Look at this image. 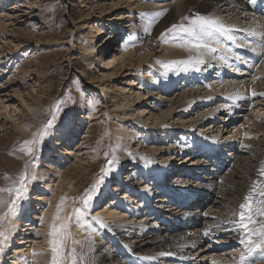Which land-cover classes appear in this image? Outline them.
<instances>
[{
	"label": "bare ground",
	"instance_id": "6f19581e",
	"mask_svg": "<svg viewBox=\"0 0 264 264\" xmlns=\"http://www.w3.org/2000/svg\"><path fill=\"white\" fill-rule=\"evenodd\" d=\"M94 2L89 5L85 19L98 8L104 14L107 10L124 11L109 15L108 21L113 23L103 28L108 31H102L106 34L97 44L87 43L84 36L80 49L88 54L89 71L94 68L93 55H106L101 60L102 68L98 67L92 78L100 83L102 91L109 93L108 101L112 105H107L105 95L96 112L103 115L107 112L114 119L120 117L126 131L119 130V144L112 145L104 155L105 175L99 182L98 198L93 196L88 204L86 220L68 226V251L76 250L75 262L71 259L70 264H209L207 256L212 257L210 264L239 263L241 253L246 250L239 243L240 234L227 221L234 219L231 214L238 210L264 162V96L251 95L253 89L264 92V0H255V3L250 0ZM134 11L140 12L144 24L155 27L156 33L141 35L129 21L120 22L128 42L121 49H111L110 42L117 37L114 23ZM194 13L217 17L232 26L229 35L217 32L209 41L216 51L197 52L179 47V41L172 36L187 38L185 33H172L162 40L156 36L172 24L190 23ZM182 17L189 20L184 21ZM2 22L0 19V25ZM82 23L95 26L87 21ZM197 55L204 60L197 68L164 67L169 61ZM249 56L256 61L250 63ZM125 73L132 77L127 86L121 87L122 97L118 100L111 84ZM237 91L241 95L231 99L229 94ZM14 93L30 110L34 109L22 95ZM3 101L0 99L1 112L5 109L7 118L14 120L9 105ZM17 127L24 129L20 124ZM204 133L206 141L215 143L209 152L204 143L197 144ZM144 156L151 162L146 163ZM114 158H118V163H112ZM78 167L86 168L82 164ZM172 167V178L164 185L160 183V188L162 185L164 188L158 189L156 195L152 193L153 203L145 206L141 200H133L140 185H147L155 180L156 173L162 175ZM67 175L72 176L65 171L60 174L61 183L67 180L62 190L56 186L58 192L52 197H39L40 204H44L42 209L39 207L43 244L35 241L33 244V238L29 237L34 233L31 232L33 223L21 226L26 222L22 212L10 213L5 222L9 234L2 245L0 264H50L51 253L46 249L49 248L48 234L61 197H69L61 216L73 214L74 190L78 185ZM66 189L68 192L63 193ZM128 194L134 203L128 201L130 198L121 200V196ZM30 202L29 194L21 210L27 211ZM4 208H0V213ZM28 218L32 220L30 215ZM206 230H210L208 235H204ZM22 231L23 239L28 240L24 244L16 241ZM33 250L38 254L33 255ZM162 252L171 254L160 255ZM228 255L229 258L224 257ZM252 259L255 264H264V254L260 252L253 253Z\"/></svg>",
	"mask_w": 264,
	"mask_h": 264
},
{
	"label": "rangeland",
	"instance_id": "374dc122",
	"mask_svg": "<svg viewBox=\"0 0 264 264\" xmlns=\"http://www.w3.org/2000/svg\"><path fill=\"white\" fill-rule=\"evenodd\" d=\"M94 1L96 0H0V19L3 21L0 25V99L9 105L8 109L13 112L15 118L14 120L7 118L5 109H2V112L0 110V187L11 183L5 180L6 174L12 177V180H16L27 166L28 175L32 179L27 180V192L19 201L14 213L22 212L26 222L21 226L27 222L33 223L34 231L31 232L34 233L29 234V237L33 238V244L34 241L43 244V232H40L43 231V227L39 219L44 204H40L39 197L42 195L52 197L58 192L56 186L62 190V186L67 184L66 179L63 183L60 181L62 171L71 174V177L68 175L67 177L78 185L74 190L75 201L71 212L74 208L84 211L83 215L79 213L70 215L68 226L75 224L76 221L86 220L88 216L86 209L90 210L89 203L83 204L82 199L86 191H90L97 184L93 196L98 198L99 182L105 175L102 171L106 160L104 155L109 153L112 145L119 144L117 134L125 127V122L120 117L114 119L109 117L107 112L105 115L96 112L105 95L107 105H112L108 101L109 93L102 91L100 83L94 82L96 80L92 78L97 74L98 67L102 68L101 60L104 59L97 55V69L89 71L86 62L88 54H84L80 49L84 36L87 43H96L94 39L104 37L106 33L102 31H108L103 28L113 23L108 21L109 15H120L124 11L107 10L108 13L104 14L99 13L98 8L85 19L89 5L95 4ZM140 14L138 11L128 13L126 19L114 23L113 31L116 29L117 37L111 40V49H121L127 41L123 36L125 30L122 29L120 22L129 21L140 34L153 31V34L156 33L155 27L144 24ZM78 20L80 22H77ZM83 21L94 23V28L90 24L83 25ZM166 29L160 30L156 36L161 40L169 37L172 33L165 37L161 36ZM91 58L94 62V55ZM131 77L125 73L112 82L111 88L115 99L119 100V96L122 97L121 87L127 86ZM14 92L22 95L27 104L34 106V109L30 110ZM61 101L63 103H60ZM57 108L60 110L57 111ZM53 115L56 119L49 129V135L42 143L33 146V154L22 152L23 141L31 139ZM18 124L23 125L24 129L18 128ZM60 135L65 139L60 140ZM58 141L61 144H57ZM79 164L86 168L78 167ZM41 177L43 179H40ZM67 192L68 189L63 191ZM29 194L31 202L27 205L25 213L21 206ZM28 208L32 209V213H28ZM92 210L95 211L96 208ZM94 211L90 214L95 215ZM1 213L6 214L4 219L0 220V231L5 233V238L0 243V253L3 251V243L8 238L5 222L11 212L4 208ZM26 214L30 215L32 220ZM21 234L24 235V231ZM68 239L69 236L65 242L66 264H70L72 259V250L68 251ZM46 249L49 251V248ZM12 252L11 250V255ZM9 253L10 251L7 252ZM211 258L207 256L210 262ZM253 260L247 264H255ZM235 262L233 263L239 264Z\"/></svg>",
	"mask_w": 264,
	"mask_h": 264
},
{
	"label": "snow or ice",
	"instance_id": "6c2138e0",
	"mask_svg": "<svg viewBox=\"0 0 264 264\" xmlns=\"http://www.w3.org/2000/svg\"><path fill=\"white\" fill-rule=\"evenodd\" d=\"M250 2L255 3V0H250ZM160 13H157L159 15ZM182 20L187 21L189 17H182ZM232 31V26L226 25L219 18L202 15L200 13H194L190 18V23H175L166 29L165 33L161 36L165 37L171 33H185L187 38L173 35V40H178V46L181 48H186L188 50H196L201 52L202 50L216 51L217 49L212 47L209 41L213 38L214 34L219 32L225 35H229ZM248 31V29H245ZM204 60L202 56H190L187 59L182 60H172L164 63V67L168 68L174 65H183L184 69L197 68L198 65L203 64ZM241 94L237 91L236 93L229 94L231 99H236ZM251 95H261L264 96V92L257 93L254 89L251 90ZM60 103H63L61 101ZM225 108L228 106L225 105ZM60 109L57 108V111ZM56 116L53 115L52 118L45 122L41 129H39L33 137L29 140L23 141L22 152L28 155L33 154L34 147L42 143L43 139L49 135V129L53 126V121ZM247 135V134H245ZM142 159L146 163H150L149 157L144 156ZM112 163H118V158H114ZM102 171H104L102 169ZM5 180L11 181L8 186L0 187V208L6 207L8 212L14 213L19 201L24 198L27 192L26 182L32 177H29L27 166L22 170L16 180H12V177L5 175ZM97 185H94L90 191H86L85 197L82 199V203L87 205L92 199L96 191ZM7 197V198H5ZM69 199L67 196H63L60 199V203L57 206L56 214L53 217L51 224L48 240L49 251L51 253L50 264H66L65 257V247L66 239L70 235L68 231V221L70 216H61L64 211V206L66 201ZM75 199V198H73ZM79 213L84 214V211L80 208L73 209V215ZM6 213H0V220L4 219ZM234 219H230L227 223L233 225L232 230L238 232L239 243L246 250V253H241L239 264H247V262L252 258L253 253L260 252L264 254V162H261V167L258 171V178L254 180L246 195L243 197V202L238 205V210L234 211L232 214ZM96 219H101L96 217ZM220 227V225H216ZM210 230H206L204 235H208ZM5 238V233L0 231V243ZM74 243H76L74 241ZM35 250H33V255H37ZM171 253H160V255H170ZM71 258L75 262L76 250L72 249ZM215 264V262H214Z\"/></svg>",
	"mask_w": 264,
	"mask_h": 264
}]
</instances>
